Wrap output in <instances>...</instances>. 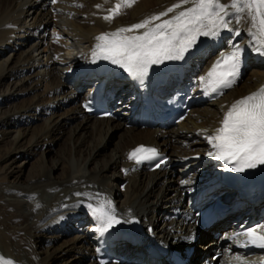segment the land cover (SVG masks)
Segmentation results:
<instances>
[{
    "label": "bare ground",
    "instance_id": "obj_1",
    "mask_svg": "<svg viewBox=\"0 0 264 264\" xmlns=\"http://www.w3.org/2000/svg\"><path fill=\"white\" fill-rule=\"evenodd\" d=\"M120 2L0 0V256L15 264H76L75 260L99 264L95 247L102 233L96 231L87 205H95L104 199L111 202L117 219L122 222L118 236L125 260L123 264H140L145 256L144 251L134 245L136 222L143 225L145 237L168 247L185 261L189 260L186 253L195 243L207 246L206 254L192 252L189 264H194L196 258H202L204 264H212L217 248L225 254L214 264H260L263 255L256 253L244 260L246 251H239L236 243L225 239L205 242L208 233L197 226L194 205L196 195L206 189V184L221 169L219 160L209 155L215 150L206 137L221 127L232 104L264 88V56L256 50L247 13L234 15V10L229 9L231 31L222 30L216 38L201 36L198 39L183 60L192 62V58H206V64L204 68L203 64L186 65L183 86L196 95L206 85L202 78L222 54L232 50L233 45L247 51L246 69L252 70L250 77L242 85L241 79L222 98L206 103L205 107L192 108L183 122L167 128H136L140 127L134 121L137 95L131 81L115 86L112 117L95 119L84 112L81 104L67 112L63 122L55 113L54 106L61 107L70 100L63 98L65 87L78 90L90 83L96 61L92 54L99 35L163 13L179 0H136L132 7H122L121 14L113 20H105L109 10ZM222 2L227 5L231 0ZM187 7L191 4L184 5ZM176 12L163 19L171 18ZM133 34L137 33H129ZM250 57L252 61H249ZM196 68L198 72L193 70ZM121 70L116 66L115 75ZM158 79L163 94L173 90L178 83L177 75L169 72ZM116 83L113 80L112 86ZM90 92L89 87L85 95ZM74 95L71 99L78 103V95ZM16 102L21 105L17 107ZM117 106L127 110L122 111L126 112L124 119L117 114L120 109L115 114ZM39 121H43L42 127L35 126ZM57 132L59 135L56 136ZM110 132L128 137L127 147L113 156L107 153L109 147L105 146ZM66 133L70 135L73 160H68L66 165L59 159L45 160L46 153L53 151V145ZM139 146L154 148L170 157L167 166L150 171L130 160L129 153ZM18 159H23L22 164L36 159L27 176H21L13 169ZM191 159H194L192 163L189 162ZM187 162V167L180 170L193 169L189 171L193 173L192 177L185 178L186 173L176 176L175 171ZM66 168L69 172H64L62 178L54 176L56 171ZM109 170L122 173L120 178L125 191L122 197L118 196L117 202L111 187L101 180ZM165 201L168 205L164 209L170 210L161 215L160 222H153L155 212L161 211V203ZM73 220L87 226V232L84 233L81 227V233L56 247L63 234L62 227ZM258 230L264 234V222ZM217 231L210 232L209 238ZM80 253L82 257L77 260ZM165 264L175 263L169 258Z\"/></svg>",
    "mask_w": 264,
    "mask_h": 264
},
{
    "label": "snow or ice",
    "instance_id": "obj_2",
    "mask_svg": "<svg viewBox=\"0 0 264 264\" xmlns=\"http://www.w3.org/2000/svg\"><path fill=\"white\" fill-rule=\"evenodd\" d=\"M135 2L121 0L114 9L109 10V15L104 19L113 20L121 14L122 7L130 8ZM188 4L191 7L184 8ZM177 9L183 10L176 12ZM229 9L235 13H247L256 50L264 56V0H231L227 5L222 0H179L163 13L130 27L99 35L93 59L110 61L130 76L143 78L152 65L184 59L201 36L216 38L222 30L231 31ZM174 12L176 14L171 18L163 19ZM235 34L239 35V32ZM243 55V49L233 45L229 53L221 55L207 76L202 78V82L212 92L232 88L239 77ZM206 138L215 150L209 152V155L233 165L232 171L243 172L264 165V88L232 104L223 117L221 127ZM157 156L156 149L139 146L129 153L128 158L140 164ZM87 207L99 233L107 232L121 223L108 200L100 199L95 205L89 203ZM245 235L249 238L247 243L264 248V234H258L256 229H252ZM0 264L15 262L0 256Z\"/></svg>",
    "mask_w": 264,
    "mask_h": 264
},
{
    "label": "rangeland",
    "instance_id": "obj_3",
    "mask_svg": "<svg viewBox=\"0 0 264 264\" xmlns=\"http://www.w3.org/2000/svg\"><path fill=\"white\" fill-rule=\"evenodd\" d=\"M234 15H236V13H234ZM213 52H215V50H213L212 53ZM72 55H74V54H72ZM72 55H70V56H72ZM68 56L66 55V57H68ZM211 57H213V55ZM56 58H58V54H56ZM209 58H210V56H209ZM209 58L207 57V59H209ZM205 59L206 58H202L201 60H197V58H195V59L192 58L193 64H192V62L189 61V65L188 66H192L193 65V67H194V66H199L200 64H203L202 67L204 68L205 67L204 63L206 64V61H204ZM252 60H253V58L250 57L249 58V61H252ZM194 62L195 63L197 62V63L195 64ZM48 69H50V67ZM193 70H197V68L196 69H193ZM198 71L199 70H197V72ZM251 73H252V70L247 67V69L245 71V74H244V76L242 78L243 81L241 80V85H242V83L244 81L245 82L247 81V79L250 77ZM87 89L88 88H87L86 85H84L83 88H80L78 90L71 89L70 86L64 88V91H65L66 94H65V96L63 98L65 99V98L68 97V99H70V100H68V103H62V106L61 107L60 106H57V105L54 106L55 107V109H54L55 113L57 112V115L58 116H61V118L59 119L61 122L65 121L66 116H67V112H69V111L71 112V110L77 104H82L83 100L86 97L85 93H86V90ZM74 94L78 95V98H79L78 103H77V101L75 103V101L73 99H71V97L75 96ZM210 103L211 102H209V104ZM207 104L205 103L204 106L201 105L199 107L198 106H195L194 108L195 109H199L200 107H205V105H207ZM20 105H21L20 102H16V106L17 107L20 106ZM12 106H15V105H10V107H12ZM116 108L117 109H115V114H116V110L120 109L117 112V114H118V116L120 118H123L124 119L123 114H125L126 112H122V111H127V110L126 109H121L120 106H117ZM38 118H39V116L36 117V119H38ZM36 125H38V127H42L43 126V121H39L37 124H35V126ZM136 128H138V127H136ZM28 129H31V126ZM138 129L142 130V128H138ZM57 134H58V132L55 135L57 136ZM119 135L120 134H118V133L110 132L109 135H108V137H107V140L105 142V146H108L109 147V149L107 150V153L108 154H111L112 156L115 155L116 153H118L119 151H121L123 148L127 147L126 146V143H127L128 137L126 138L125 136L123 137V136H121V135L119 136ZM72 156H73V154H72V147H71V144H70V135L66 133L65 136H63L62 139H59L58 141H56V144L53 145V151L46 153V157H45L46 159L45 160H48V162H50V161H52L54 159H59L60 162H62V163H64L66 165L67 164L66 162L68 160H71V161L73 160L74 157H72ZM168 158L170 160V157H168ZM193 160L194 159H191L189 162L192 163ZM35 161H36V159L32 160L29 164H22L23 159H18L13 164V169L14 170H17V172L19 173V175H21V176H27V174L29 172V167ZM188 164L189 163L187 162V164L184 163V164L180 165L179 168L177 169V171H175V175L176 176L177 175L183 176V174L185 175V173H186V175H185L186 177L185 178H191L192 175H193V173H190L189 171H191L193 169H188V170H186V172L185 171H182L181 172V170H180L183 167L186 168ZM89 168L90 169H93V166H89ZM68 169L69 168H66V169H64V171H60L61 170L60 169L59 171H56L54 173V176H56V178H62V175L64 174V172H66V173L69 172ZM120 175H122V173H120L119 170L118 171L109 170L108 172H105L103 174V176H102L103 179L101 177V180H103V182L107 186H110L111 187V189L113 191V194H114L113 195V198L115 199L116 202L119 200V197H122L123 196L124 191H125V189H124V186L125 185L124 184H121V178H120L121 176ZM125 175H126V173H125ZM167 205H168L167 201L161 203V211L155 212V216L153 218V222L154 221H157V222H160L161 221V215L164 214V212H166V210H170V209H164V207H167ZM156 216H157V218H156ZM75 222L77 224H75ZM81 227L83 228L84 233H86L87 232V230H86L87 229V226H83V224L82 223H79V221H77V220L76 221L73 220L69 224L68 223H65L64 227H62L63 234L59 237V239H58L59 241H57L56 247L62 245L65 242H68L76 234L81 233L82 231L79 229ZM223 237L224 236H221L220 239H223ZM205 242H207V241H205ZM201 244H203V243H200V242L195 243L192 251L193 252L194 251L195 252L197 251V253L206 254V252H207L206 251L207 250L206 249V246L205 247H202ZM77 257H78L77 260H79L82 257L81 253ZM23 259H24V257H23ZM243 259H246L247 260V259H249V257H243ZM72 262H74V261H72ZM75 263L76 264H83V262L76 261V260H75ZM55 264H58V262L55 263Z\"/></svg>",
    "mask_w": 264,
    "mask_h": 264
}]
</instances>
